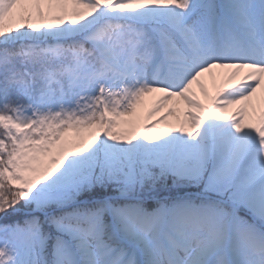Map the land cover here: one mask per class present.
<instances>
[{
	"label": "snow or ice",
	"instance_id": "6c2138e0",
	"mask_svg": "<svg viewBox=\"0 0 264 264\" xmlns=\"http://www.w3.org/2000/svg\"><path fill=\"white\" fill-rule=\"evenodd\" d=\"M0 264H264V0H0Z\"/></svg>",
	"mask_w": 264,
	"mask_h": 264
},
{
	"label": "bare ground",
	"instance_id": "6f19581e",
	"mask_svg": "<svg viewBox=\"0 0 264 264\" xmlns=\"http://www.w3.org/2000/svg\"><path fill=\"white\" fill-rule=\"evenodd\" d=\"M211 90V89H210Z\"/></svg>",
	"mask_w": 264,
	"mask_h": 264
}]
</instances>
